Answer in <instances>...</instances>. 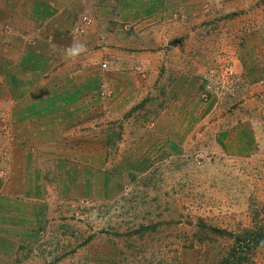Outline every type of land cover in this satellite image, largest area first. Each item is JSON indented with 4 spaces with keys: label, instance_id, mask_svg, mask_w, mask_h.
<instances>
[{
    "label": "rangeland",
    "instance_id": "obj_1",
    "mask_svg": "<svg viewBox=\"0 0 264 264\" xmlns=\"http://www.w3.org/2000/svg\"><path fill=\"white\" fill-rule=\"evenodd\" d=\"M251 3L245 15L193 22L183 36L180 28L134 38L117 25V38L105 35L101 47L92 39L88 113L82 126L73 123L81 132L73 140L63 135L68 123L59 108L33 118L39 136L28 134L30 117L0 110V159L7 157L6 127L20 120L28 131L8 141L29 143V151L41 141L56 154L52 166L35 149L16 171L0 168V186L8 170L12 192L27 195L8 200L11 206L0 199V264H264V0ZM92 19L79 24L81 36ZM118 41L120 55L111 46ZM144 64L152 67L151 83ZM226 67L236 75H219ZM118 74L136 82V92L119 100L123 113L114 102ZM86 141L79 154L87 167H76L72 178L82 180L74 181L61 144ZM64 171L70 182L61 181Z\"/></svg>",
    "mask_w": 264,
    "mask_h": 264
},
{
    "label": "crops",
    "instance_id": "obj_2",
    "mask_svg": "<svg viewBox=\"0 0 264 264\" xmlns=\"http://www.w3.org/2000/svg\"><path fill=\"white\" fill-rule=\"evenodd\" d=\"M251 5V0H0V31L8 24L11 25L12 31L9 35V32L3 33L2 30L1 35V40L4 41L0 42V54L5 58L1 59L0 75L7 89H3L4 97L0 102V110L7 117H30L33 127L31 132L25 127H21V120L13 127H6V142L3 144V151H7V157L0 159V168L2 169L3 166L5 169L9 168L11 173L16 171L19 162H28L30 158L33 160L35 155L33 150L35 149L38 151L37 158H40V154L47 153L48 156H45L43 161H46L48 166H52L50 160L55 158L56 154L53 151L50 152V149L53 150V148L48 147L47 149L43 142H36V148H33L34 145L31 143V151H29V143L24 145L17 141H8L10 134L18 132L22 134L28 131V134L36 133L39 136V130H34L33 118L43 117L42 114L46 111L50 112L52 109L59 108L62 111V117L66 118L68 123H63L65 128L63 135L69 132L72 140L77 138L78 134L81 136V132H77L73 123L83 124L84 122L79 119H85L88 113L86 102L89 64L85 54L90 51L89 49H92L88 46L92 44V39H95L96 45L99 44L98 46L101 47V40L105 35L107 38H117L118 33L122 31L121 28L113 29V26L117 25L121 27L123 25L124 29L129 30L130 36L134 38L139 32H142L147 38L157 36L155 33L158 31L166 33L174 29L179 33L180 28V35L183 36L191 34L188 29L193 22L220 21L229 19L230 16L237 13L245 15L247 7ZM85 16H91L94 23L81 36L78 31H80L79 28H82L80 25ZM35 40L37 42L33 45ZM74 40L85 43L88 51L74 62H57L53 55L62 54L64 60L68 59L64 49L70 46ZM107 46L109 45L106 44ZM111 46L112 51L119 55L121 49L124 48L120 41L113 42ZM104 49L103 47L102 50ZM14 51L18 54V59L9 63V57H11L9 55ZM115 53V60L118 63L122 62L119 59L120 56L117 57ZM41 62L43 63L41 64ZM39 64L45 68H40ZM57 68L58 70H56ZM117 68H122V65ZM139 68L145 72V84L151 83L153 77L150 69L152 67H147L144 64ZM42 71L47 72L41 73ZM147 71L150 74L146 73ZM92 72L99 74L96 67L92 68ZM113 81L115 82L112 85L120 92L114 100L118 108L115 109H117L116 112L123 113L124 110H122L119 100L123 95L129 96L131 91L136 92V82H133L131 78L124 79L120 74ZM81 126H78V129ZM128 130H125V133ZM76 132L77 135H75ZM47 133L54 138L51 142L57 145L54 130L47 131ZM61 145L66 146H64L67 157L65 165H68L72 170V174H69L70 179L81 181L80 175L78 179L72 177L78 165L81 171H85L87 166L81 161L80 154L82 148L88 146L89 143L87 141L83 144L81 142H66ZM94 145L96 148L103 146L100 141ZM23 150H26V160L24 161H22L20 153ZM52 170L55 173L56 171L60 172L61 169L52 167ZM5 173L4 183L2 181L0 186V199L8 204L7 201L10 199L27 196L24 192L21 194L12 192L10 186H13L11 182L15 180L10 181L8 170ZM66 174L67 172L61 181L68 180L70 182L71 180L67 179ZM14 201L18 202L19 200L15 199ZM8 206L11 205L8 204Z\"/></svg>",
    "mask_w": 264,
    "mask_h": 264
},
{
    "label": "clouds",
    "instance_id": "obj_3",
    "mask_svg": "<svg viewBox=\"0 0 264 264\" xmlns=\"http://www.w3.org/2000/svg\"><path fill=\"white\" fill-rule=\"evenodd\" d=\"M88 51L87 45L81 41L74 40L73 43L64 49L65 54L72 60L80 57ZM264 245V242H261Z\"/></svg>",
    "mask_w": 264,
    "mask_h": 264
},
{
    "label": "built area",
    "instance_id": "obj_4",
    "mask_svg": "<svg viewBox=\"0 0 264 264\" xmlns=\"http://www.w3.org/2000/svg\"><path fill=\"white\" fill-rule=\"evenodd\" d=\"M103 68H107V64H104L103 65ZM213 72L214 71H211V73L213 74ZM218 72H220L219 73V75H222V76H224V77H233L234 75H236L235 74V72L233 71V69L231 68V67H226V68H224V70L223 71H218ZM216 75H213V77H215ZM221 76V77H222ZM224 77H222V78H224ZM231 86V85H230ZM230 86H228L227 87V89L230 91L231 90V88H233V87H231L230 88ZM205 90H207V91H213L214 90V88L211 86H208Z\"/></svg>",
    "mask_w": 264,
    "mask_h": 264
}]
</instances>
